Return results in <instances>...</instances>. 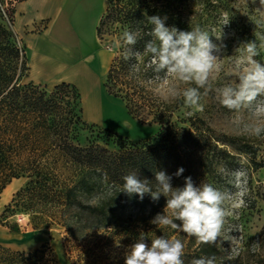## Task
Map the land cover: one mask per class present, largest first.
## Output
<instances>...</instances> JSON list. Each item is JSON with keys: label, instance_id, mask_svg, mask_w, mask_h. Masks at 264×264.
<instances>
[{"label": "trees", "instance_id": "obj_1", "mask_svg": "<svg viewBox=\"0 0 264 264\" xmlns=\"http://www.w3.org/2000/svg\"><path fill=\"white\" fill-rule=\"evenodd\" d=\"M22 1L0 0V195L13 180H25L4 206L2 216L24 214L34 228L60 227L69 239L79 240L81 233L94 229L122 227L118 219L127 210L143 214L145 220L163 211V196L158 202L148 195L140 201L119 192L122 176L131 170L154 180V170L172 174L183 167L184 173L172 181L174 187H182L188 176L197 186L202 181L215 186L221 179L217 169L221 165L236 169L240 158L255 170L264 168V157L256 162L261 142L218 132L195 114L180 118L179 100L164 101L154 93L163 82L153 81L151 71L143 70L148 58H141L142 71L134 75L121 50L126 29L142 28L147 33L151 26L146 17L159 15L168 17L166 26L184 31L199 25L212 32L229 19L223 29L225 44L228 51H235L241 43L259 42L264 36V27L246 19L251 12L240 17L232 0H106L96 27L98 40L106 37L113 53L103 88L124 104L132 119L155 125L158 132L133 142L108 130L90 131L86 143L81 144L80 134L87 126L77 88L60 83L48 90L22 82L28 59L12 30L15 5ZM4 3L9 6L6 20L1 8ZM147 39L145 35L136 49L143 51ZM219 253L215 246L198 243L183 259L190 264L194 258H217ZM44 259L42 250L25 254L0 246V264H47Z\"/></svg>", "mask_w": 264, "mask_h": 264}, {"label": "clouds", "instance_id": "obj_2", "mask_svg": "<svg viewBox=\"0 0 264 264\" xmlns=\"http://www.w3.org/2000/svg\"><path fill=\"white\" fill-rule=\"evenodd\" d=\"M255 5L257 0H251ZM260 17L256 27H264V0H259L255 8ZM167 16H147L146 24L151 28L147 33L142 28L126 29L122 33V56L125 62H131L132 74L142 71L141 58L147 57L143 70L151 71L153 81L166 82L169 77L187 85L182 92L173 91L172 96L183 98L186 108L203 111L202 96L212 90L210 76L217 63L224 57L227 45L223 29L229 25L225 19L216 35L201 26L191 30H179L166 26ZM147 35L143 51L136 45ZM215 37V41L212 39ZM264 50V36L245 41L235 49L233 59L235 83H224L214 91L221 107L233 114V123L241 133L255 138L264 137V60L257 59ZM204 90L203 92L201 90ZM193 113L189 111L187 115ZM185 169L179 167L175 173L166 170H154V180L142 178L138 170H131L122 176L119 192L129 197L137 196L143 201L146 195L153 202L161 196L166 198L162 213H157L150 223L159 229L169 228L175 233L194 237L199 244L215 246L217 243L232 241V228L229 224L230 209L246 205L248 193V173L243 167L228 169L221 165L218 174L226 179L230 187H216L211 183L201 182L197 186L191 176L184 178L182 187L173 186V178H179ZM177 221L179 223H177ZM140 234L136 242L129 245L124 254V264H185L183 259L185 245L176 235L155 236L151 243ZM190 264H217V258L200 256Z\"/></svg>", "mask_w": 264, "mask_h": 264}, {"label": "rangeland", "instance_id": "obj_3", "mask_svg": "<svg viewBox=\"0 0 264 264\" xmlns=\"http://www.w3.org/2000/svg\"><path fill=\"white\" fill-rule=\"evenodd\" d=\"M100 1L95 0L99 3ZM232 2L234 3V11L240 17L247 12L252 13L246 17L248 20L251 18L257 20L260 17V13L255 9L259 6V0L255 5L251 3V0H232ZM1 8L6 20L9 15V6L4 3ZM212 33L219 35L220 29L212 31ZM106 39L105 37V41L99 40V42L109 51L108 39L107 41ZM212 39L215 41V37ZM16 42L22 48L18 40ZM24 53L26 54V52ZM235 56V51L225 49L224 57L217 63L216 69L210 76L209 83L212 90L202 96L203 111L186 108L182 97L172 96L174 90L182 92L184 88L194 86L184 84L174 77H169L166 82L158 85L154 93L164 101L179 100L182 103L179 113L182 119L189 117L187 113L191 111L192 115L195 114L205 120L211 128L218 132L244 136L254 143L261 142V152L256 158V162H259L264 157V137L255 138L242 134L240 128L232 122L233 114L220 106L214 91L224 83L236 82L235 69L232 63ZM257 59L264 60V55ZM22 82L26 83L25 78L22 79ZM117 112L119 116H113L117 120V125L110 124L114 129L89 123L82 116L87 128L80 134L79 142L85 144V139L90 137V131L108 130L118 138H125L133 142L147 140L157 134V126L143 125L132 119L127 114L123 103ZM119 121L121 122L119 123ZM239 167L245 168L248 173V193L244 198L246 205L230 209L229 224L234 239L215 245L220 252L217 257V264H264V235H260L261 230H264V168L255 170L244 158H240ZM24 183V179L13 180L0 195V246L25 254L34 250H42L47 264H124V254L128 246L136 242L141 233L145 235V242L148 244L155 236L176 235L185 245L184 253H189L198 244L194 237L175 233L169 228L159 229L156 225L151 224L150 220L157 213H162V210L150 214L147 220L144 219L143 214H137L134 210H127L118 219V223L122 222V227L94 229L81 233L79 240L69 239L60 227L34 228L29 218L24 214H5L2 216L4 206L10 202L12 196ZM215 186L230 187L223 176ZM177 223L179 222L177 221Z\"/></svg>", "mask_w": 264, "mask_h": 264}, {"label": "crops", "instance_id": "obj_4", "mask_svg": "<svg viewBox=\"0 0 264 264\" xmlns=\"http://www.w3.org/2000/svg\"><path fill=\"white\" fill-rule=\"evenodd\" d=\"M105 9L106 0H25L15 5L12 30L28 59L26 83L74 85L84 120L114 129L122 102L103 88L113 54L96 36Z\"/></svg>", "mask_w": 264, "mask_h": 264}]
</instances>
